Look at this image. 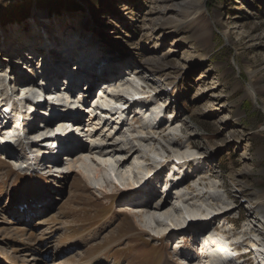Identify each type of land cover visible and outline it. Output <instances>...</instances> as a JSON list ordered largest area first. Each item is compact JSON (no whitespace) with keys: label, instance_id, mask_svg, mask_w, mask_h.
<instances>
[{"label":"rangeland","instance_id":"rangeland-1","mask_svg":"<svg viewBox=\"0 0 264 264\" xmlns=\"http://www.w3.org/2000/svg\"><path fill=\"white\" fill-rule=\"evenodd\" d=\"M201 6L212 28L204 38L187 23L188 16ZM162 9H168L167 15H162ZM90 12L97 14L100 32L77 35L75 29L91 24L87 22ZM47 26L52 29L48 34L58 42L48 41ZM37 46H50L53 54L64 51L72 61L71 54L78 48L85 60L95 55L97 60L99 48L105 62L100 65L98 59L97 72L93 71L109 74L99 78L89 99L81 92L86 79H75L80 91L74 89L72 95L57 82L60 97L70 100L76 110L86 111L78 113L84 119L75 130L78 144L87 148L75 157L81 158L78 163L60 154L57 166L50 170L47 161L35 157L43 151L44 141L38 136L9 145L0 133V145L6 144L0 146V257L15 255L33 263L34 256L25 255L37 248L39 264H84L101 254L100 264H164L167 260L171 264H210L187 257V250L195 244L178 237L183 231L176 227L205 220L219 212L223 203L230 212L211 222L229 241H241L243 251L254 253L264 264V220L233 184L238 179L245 186L243 192L252 193L264 207V0H0V52L7 54L0 55L5 58L0 60V96L17 87V70L10 64L20 60L14 56L27 64L29 59L22 54L29 51L35 62L39 60L32 65L35 72L45 67L49 73L55 68L52 54L36 53ZM43 59L46 62L39 68ZM146 59L159 66L160 80L142 69L137 74L127 69ZM112 80L109 88L98 89ZM111 92L124 95L125 100H111ZM141 92L153 102L155 114L145 113L140 105L127 109V97ZM101 97L106 99L105 107H112L106 109L110 115L95 109ZM137 112L140 115L135 117ZM161 119L162 129L184 142L191 140L194 146H171L156 136V122ZM146 131L153 133L148 137ZM146 137L139 144L134 141ZM125 142L129 145L123 146ZM167 162L169 167L160 171ZM197 165L203 171L194 173L178 189V182L187 180ZM101 168L109 171L106 182L97 177ZM199 176L206 177L208 187H198ZM35 178H41L51 194L38 207L26 206L25 211L33 210L25 218L16 214L19 209L12 195ZM196 183L200 193L214 197L193 199L194 193L186 187ZM145 200H151L152 206L163 204L159 225L144 215L151 212L139 208ZM220 222L224 224L219 227Z\"/></svg>","mask_w":264,"mask_h":264},{"label":"bare ground","instance_id":"bare-ground-1","mask_svg":"<svg viewBox=\"0 0 264 264\" xmlns=\"http://www.w3.org/2000/svg\"><path fill=\"white\" fill-rule=\"evenodd\" d=\"M191 1V0H190ZM193 2H195V0H193ZM175 6V5H174ZM169 9V8H168ZM168 9H162V15L163 16H165V15H167V10ZM201 9H202V6H201ZM201 9H200V11H198V12H196V14H194L192 17L191 16H188V21H187V23L188 24H190L193 28H194V33H197V34H199L200 33V36L202 37V38H204V37H206V36H208L209 34H211L210 33V29L212 30V28H211V26H210V21L211 20H209L208 18H207V16L205 15V10L204 9H202V11H201ZM90 14H92V16L90 15V18H89V21H87V22H89V23H91V24H89V26H85L84 28H82V29H80V30H76L75 29V31L78 33L77 35H80V33L81 34H88V35H95V32L96 31H98V32H100L99 30L102 28V25L100 24V21H98V16H97V14H93V12H90ZM213 20V19H212ZM43 24V23H42ZM90 25H93V27L94 28H91L90 27ZM77 28V27H76ZM69 29H71L72 30V28H69ZM68 29V31H70ZM44 30L45 31H47V38H48V41H52L53 43L54 42H58V38H53L52 36H53V34H48V32H50L52 29H51V27H49V26H47V27H44ZM154 30H155V28H154ZM205 30V33L206 34H204L203 33V31ZM73 31H74V28H73ZM102 37H105L104 36V34H102L101 35ZM78 37H80V36H78ZM68 38V37H67ZM62 41H65L64 39L62 40ZM9 42V41H8ZM92 42V41H91ZM53 43H52V45H53ZM75 45H77V43H74ZM156 44V43H155ZM51 45V44H50ZM51 45V46H52ZM61 45V44H60ZM48 46V45H47ZM102 46V45H101ZM50 47V46H49ZM49 47H45V48H42V47H40V46H37V48L35 47V49H34V51L36 50V53H39V52H43L44 54L43 55H45L46 57H48V55L49 54H52V57H50V58H52V65L55 67V68H51V70H49V73H47V72H44V74H43V76H44V79L45 80H48V81H51V79H52V77H60V76H63L64 74L66 75V72H67V70H66V67H67V65H70L69 63V61H70V56L68 57L67 56V54H66V52H64V51H62V52H55L54 54L52 53V51L49 49ZM71 47V46H70ZM81 49V48H80ZM79 48H78V50H76L75 51V53L72 55L71 54V56L73 57V61L71 62L72 63V66L69 68L68 67V71H69V74H70V76L71 77H77V76H79V81H81V80H85V81H87L88 83H86V86H87V84L88 85H90V88L88 89V90H81V92L82 91H84L85 93H83L82 92V97H88L87 99H89L90 98V91L92 90V89H94L97 85H99L98 84V80H99V78H105V77H107V75L109 74H107V72L106 71H101V73L98 75L97 73L95 74V71H93V70H96V72H97V67L95 66L96 65V63L99 61V63H100V65H101V63L102 62H105V56H103L102 54H104V51L103 50H100L99 48H97V50H96V52L98 53L99 51H100V53H101V57L100 56H98V59H100V60H96V57H97V55H95V57H92L91 55V59L90 60H85L84 58H82L81 56H80V54L78 55V52L79 53H82L83 54V56H85L86 57V55H85V53H83L82 52V50H80ZM156 49H159V47L158 46H156L155 47V50ZM7 51V50H6ZM11 51H14V49L12 48L11 49ZM55 51V50H54ZM66 51V50H65ZM78 51V52H77ZM106 51V50H105ZM157 51V50H156ZM85 52V51H84ZM107 52V51H106ZM6 54V52H0V55H2V54ZM30 53H31V51H30ZM46 53V54H45ZM90 53V52H89ZM96 53V54H97ZM9 54V53H8ZM25 54V55H24ZM27 54H29V51H24V53L22 54V55H24V56H26V59L28 60L29 59V61H27V64H26V62H24L25 60H23L22 59V57L20 58V56H14L15 58H17V59H19L20 60V62L17 60V59H14V60H17V61H12V62H15V63H17V64H15L14 65V63H11L10 65H11V67H15L16 68V72H14L15 73V76H16V81H15V85L17 86L16 87V89L14 90V91H16L17 89H18V86H20L21 88H23L22 90H18V92H17V94H18V96H21V94H23V93H25V91H26V89H28L29 91H32V92H39V94L41 95H46L45 94V92H43L42 90H40L39 89V87H38V85L36 86V83H34L32 80H29L28 78H27V76H25L23 73H20L19 72V69H17V68H25V67H28V68H31V70H32V75H36V74H38L39 72H35V69L33 68V64H34V66H35V63L36 62H38V61H36L35 62V60H36V58L35 57H33L32 58V55L31 54H29V55H27ZM7 55V54H6ZM74 55H77V57H74ZM33 56H35L34 54H33ZM50 56V55H49ZM53 56H56V57H53ZM43 57V56H42ZM93 58H95V59H93ZM10 58H8V60H9ZM0 60H2V61H4L5 60V58H3V57H1L0 58ZM31 60H32V62H31ZM21 61H22V63H21ZM97 61V62H96ZM109 61V60H108ZM108 61H106V62H108ZM45 62H46V60H45ZM158 62V61H157ZM1 63V62H0ZM19 63H21L20 65H19ZM26 65H25V64ZM9 65V66H10ZM43 65V64H42ZM41 65V66H42ZM24 66V67H23ZM38 66V65H37ZM125 67H127V66H125ZM14 68V69H15ZM39 68H40V66H39ZM45 68V67H44ZM128 68H130L129 70L131 71V73L132 74H137V72L136 71H138V70H143L144 72H148L149 73V76H151L152 78H156L157 76H159V77H157V79H159L160 80V75H159V73H160V71H159V66L156 64V62L155 63H153V61L151 62L150 60H145L142 64H140V65H138V63H137V65H128V67H127V69ZM161 70V69H160ZM38 71H39V69H38ZM75 71H77V73H78V75H71L73 72H75ZM27 72V71H26ZM116 71H111L110 73L113 75V74H115L116 76H118V74L117 73H115ZM22 74V75H21ZM21 75V76H20ZM52 75V76H51ZM38 76V75H37ZM36 76V77H37ZM117 78V77H116ZM116 78H115V80H116ZM36 79V78H35ZM63 80H64V78H62ZM70 79V78H69ZM0 81L2 82L3 80L0 78ZM70 82V84H69V87H68V89L67 90H65V92H67V94L69 93V95H72V91L74 90V89H79V87L77 88V83L76 82H72V81H69ZM114 81L112 80V82H110V83H105V84H102L101 85V87L102 88H104V89H107V88H109L112 84H114L113 83ZM118 82V80H116V82H115V87H116V83ZM161 82V81H160ZM48 85H49V83L48 82H46ZM165 85H167V86H170V83L168 82V81H166L165 80ZM77 84V85H76ZM164 85V84H163ZM101 87H99L98 89H100ZM88 88V87H87ZM61 89H64V88H61ZM12 90V91H13ZM253 90V89H252ZM11 91V92H12ZM57 91H58V89H57ZM59 91H60V89H59ZM75 91V90H74ZM79 91H80V89H79ZM72 92V93H71ZM37 93H36V97H37ZM44 93V94H43ZM57 95H56V101L58 102L57 104L58 105H60V106H64L63 104H64V102H65V105H67V104H72L71 103V101L70 100H68L67 98H66V100H62V96L60 97V94L57 92L56 93ZM66 94V95H67ZM79 94V93H78ZM143 93L141 92V93H139L138 95H135L134 94V96H131V97H127V100H126V104H127V109H129V108H131V106L132 105H137V107L135 108V110L136 109H138L139 107H138V105H140V106H143V108L145 109V113L147 112V113H151V114H155V111L151 108V106H152V104H153V102L150 100V101H147V100H145L144 99V97H143V95H142ZM49 94H47V96H48ZM87 95H89V96H87ZM104 95V94H103ZM140 95H141V97H140ZM108 96V95H107ZM110 96H111V100H113V101H123V100H125V98H124V95H120V94H116V93H114V92H111V94H110ZM26 97V96H25ZM109 97V96H108ZM31 98H32V96H30L29 98H28V100H25V104H27V105H31V103L29 102V100H31ZM38 99V98H37ZM94 100H96V99H93L92 101H94ZM138 101H140V102H142V103H140V102H138ZM101 102L103 103V107L105 108H103V110H106L108 107H110V109L112 108L111 106H107V107H105V104H107V102H106V99H101ZM63 103V104H62ZM22 104H24V103H22ZM21 104V105H22ZM44 109H41V112L43 113V114H46V112L49 114V112L51 113L50 114V117H49V122L43 127L44 129H41V128H39V127H37V126H34V127H30V128H27L26 129V131L25 130H23V131H19L20 133H22V132H24V133H27V131H28V133H27V135L25 136V137H28V139L30 138V137H32V138H34L33 136H38V137H36V138H38L39 140H41L42 141V143H43V141H44V143L46 142V138H45V136H43L44 134H46L47 133V131H53V129L54 128H56V126H58L59 128L61 127L60 125H63V124H68V122L69 121H74V126L76 127V129L77 128H79V124L80 123H82L83 122V119H84V115H82V117L80 118V116L78 115V113H76L74 116H72V115H70V116H68V117H58V115L57 114H55V112L57 111V109H51L50 110V108L48 107V102H45L44 103ZM114 107V106H113ZM83 110V109H82ZM82 110H79V109H77L76 110V112L77 111H79V112H82ZM100 110H101V108H100ZM102 111V110H101ZM86 111H84V112H82V113H85ZM104 112V111H103ZM105 114H109L108 113V111L106 110L105 112H104ZM138 114L140 115V113H135V117L136 116H138ZM110 115V114H109ZM144 114H143V112H142V114H141V116H143ZM41 116H43L44 117V115H42L41 114ZM38 118H37V122H38ZM147 121H149V122H151V119L149 118V117H147ZM163 119H161V120H158L157 122H156V124H159V127H158V129H157V131L154 133L156 136H159L161 139H164L165 140V142L168 144V145H171V146H173V145H176V146H178V147H182V145H184V144H187V146L188 147H190V146H194V144L192 143V141L191 140H188V141H186V142H184L182 139H180V138H176V137H174V136H171V134L170 133H167L166 131H165V129H162V127L163 126H165V123H163ZM222 122V121H221ZM152 123V122H151ZM118 124H120V125H123L124 124V121L122 122V123H118ZM17 127H18V123H16V124H13V126L11 125V126H9L8 127V131H6V129H3L4 131V133H6V134H9V135H11V136H13L12 134H15L17 131H18V129H17ZM75 131V130H74ZM34 132V133H33ZM146 134H147V136L149 137L152 133H153V131H146L145 132ZM40 134V135H39ZM60 135H62L61 133H59L58 131L56 132V134L54 135V136H60ZM76 135V134H75ZM3 136H5V135H2L1 136V138L5 141V143H6V139H9V137H11V136H8V137H3ZM148 137H146V138H141L142 140H137V139H134V141L137 143V144H139L140 142H142L143 140H146ZM76 139H77V135H76ZM76 139H71V138H69V143H68V145L67 146H64V147H62V151H63V153L65 154V155H67V157L69 158V156L70 157H72V159H75V160H77V161H73L74 163H78L80 160L79 159H81V158H75V157H78V156H82V154H84L85 152H86V150H87V148H86V146H84V144L82 145V144H78L79 142H77V140ZM149 140H153L154 141V139L153 138H149ZM78 141H79V139H78ZM74 142H75V144H74ZM43 143V144H44ZM3 144V146L4 147H6V144H4V143H2ZM43 144H41V145H43ZM124 145L123 146H128L129 145V143H127V142H125V143H123ZM1 146V145H0ZM3 146H1V147H3ZM8 146V145H7ZM44 148V147H43ZM112 148V147H111ZM132 150H134V148L132 147V149H131V151ZM135 152H136V150H135ZM129 153V152H128ZM176 153H178V152H176ZM73 154V155H72ZM204 154V153H203ZM124 158V157H123ZM188 157H185V158H183V159H187ZM60 159H59V157L56 159V160H54V161H50V162H48L49 163V165L47 164L46 165V168H50V170L51 169H54V167H56L57 166V161H59ZM195 161V160H194ZM194 161H190V163H195ZM169 163L167 162V163H165V164H163L161 167H160V171H162V170H164V169H166L167 167H169ZM48 166V167H47ZM186 167V166H185ZM174 168V167H173ZM180 171L183 169V168H181V167H177ZM159 171V172H160ZM201 171H203V167L202 168H200V167H198V165L197 166H195V168H193V172L189 175V178L186 180V179H182V180H180L179 182H178V186H177V184H176V182L174 183V187L175 186H177L178 187V189H180V188H183L184 186H186L187 185V183H189L188 181H189V179L190 178H192V176L193 175H195L194 173H200ZM109 171H106V169H99V172H98V174H97V177H99L98 179H102L103 181L105 180V182L108 180V177H109ZM175 175V174H174ZM207 176H211L210 174H206ZM206 175H204V176H206ZM154 176H156V175H153L152 176V178H151V181L154 179L153 177ZM177 176H178V174H177ZM178 178V177H177ZM39 180L37 181V178H35L33 181H32V183L31 184H25V186L23 187V189H22V191L19 193V194H17V193H15V194H13L12 195V203H13V205L14 206H16L19 210H18V212H16V214H20V215H22V216H24L25 218H26V216L29 214V212H31L33 209L31 208V209H28V210H26L25 211V207L26 206H29V207H38V206H40L41 205V203H45V201L48 199L47 197H48V195H50L51 194V192H50V188L49 189H47L48 188V185H46V184H44V183H42V182H40V179L41 178H38ZM198 179H200L202 182L201 183H196L195 185H192V187L190 186H188V187H186V190H189L190 189V191H191V193L193 194L194 193V196H193V199H198V198H200V199H202V198H205V197H209V198H213L211 195H209L207 192H204V193H200L199 192V189L196 187V185L198 184V187L200 186V187H202V188H204V187H208L209 186V184H207L206 182H204L205 181V179H206V177H200L199 176V178ZM37 181V182H36ZM41 181H42V179H41ZM186 181H187V183H186ZM47 183H50V182H47ZM233 184H235L238 188H239V190L243 193L242 194V196H243V198L246 200V203L247 204H250V205H252V207H253V211H254V213H258L259 215H260V219L261 220H264V207H261V206H259V204H257V200H256V197L252 194V193H245V192H243V188L245 187L244 185H243V183H241L238 179H234V182H233ZM51 185V184H50ZM220 186V185H219ZM179 198V197H178ZM208 198V199H209ZM216 198V197H215ZM213 200V199H212ZM216 199H214V201H215ZM256 200V201H255ZM143 203V202H142ZM223 206H224V204L222 203L220 206H218V209H220L219 210V212H215V214L214 213H212V214H214V215H211V216H209V217H207V218H205V220H201V221H193V220H190V222L187 224L188 226H183V224H178L177 225V227H176V229H177V231H183V234H179V236L178 237H180V238H183V236L185 237V239L187 240V239H192V237L193 236H198V237H204L205 236V234H207L206 233V231H208V225H207V222L210 220V223H209V225L211 224V223H214V222H211V221H214V218H215V216H219V218H218V220H220V217H223V216H225V215H227V213H229L230 212V210L231 209H226V208H223ZM140 209H146L147 210V212H151V213H149V214H144V215H146L147 217H148V219L151 221V222H153V223H155L156 225H159V223H160V217H161V213L160 212H162L163 211V204L162 203H160V205H156V206H152V201L151 200H145L144 201V203L142 204V205H140V207H139ZM35 209V208H34ZM38 209V208H37ZM159 213L160 215H157V214H155V213ZM163 215V214H162ZM141 216V215H140ZM19 217V216H18ZM212 219V220H211ZM24 220V219H23ZM206 220H208V221H206ZM206 221V222H205ZM205 222V223H204ZM190 223H192L193 225H191V226H189V224ZM228 224V223H227ZM195 225H198V226H195ZM223 225V224H222ZM175 229V230H176ZM224 232V231H223ZM260 236H262L261 234H259ZM264 237V236H263ZM165 237H161V239H164ZM212 239H207L208 240V242L209 243H207L206 244V249H207V251L210 253V254H213L215 251H216V249H222L227 255H235L236 254V251H237V247L235 248L234 247V249L231 251V252H229V251H227L224 247H222L221 246V244L220 243H217L216 241H215V238H218V237H211ZM227 238V237H226ZM228 239V238H227ZM194 241H195V239H193ZM244 242V241H243ZM194 243H196V242H194ZM239 246L240 247H242L241 245H242V242L241 241H239ZM45 246V245H44ZM196 246V245H195ZM233 246V245H232ZM64 249V248H63ZM67 249H69V246L67 247V248H65V250H67ZM187 250V249H186ZM27 251H29V249L27 250ZM190 251V249L189 250H187V252H188V255H187V257L188 258H191L192 259V257H193V259H197V260H199V257H197L195 254H193L192 252H189ZM38 252H39V250H37V248H36V251L34 252V253H32V254H28V253H26V255L25 256H28V258L30 257V256H34L32 259H30V261H33V263L32 262H29V260L28 261H20L19 259H18V257H16L15 255H13L12 257H0V264H39L38 262H37V260L38 259H40V256L41 255H39L38 256ZM186 252V253H187ZM17 253H19V251L18 252H16V254ZM245 253H246V256H248L249 257V261L251 260H253V258H255V260H257V256L256 255H254V253L252 254V252H249V251H245ZM40 254V253H39ZM102 255V254H101ZM101 255H97V256H94L93 258H90V259H88L87 260V262L86 263H84V264H100L101 262H100V260L98 259ZM208 256H210V255H206V256H204L203 258H202V261H203V263L205 262V263H209L210 262V264H214L215 263V261L216 260H218V259H213L214 257L213 256H211V257H208ZM264 260V259H263ZM190 261V260H189ZM200 261V260H199ZM250 261V262H251ZM254 261V260H253ZM164 264H171L170 263V261H164L163 262Z\"/></svg>","mask_w":264,"mask_h":264}]
</instances>
